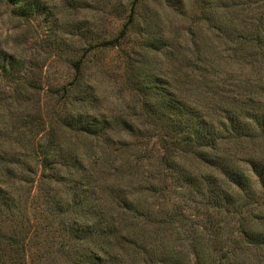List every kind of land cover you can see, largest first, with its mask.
<instances>
[{
	"label": "rangeland",
	"instance_id": "rangeland-1",
	"mask_svg": "<svg viewBox=\"0 0 264 264\" xmlns=\"http://www.w3.org/2000/svg\"><path fill=\"white\" fill-rule=\"evenodd\" d=\"M259 11L264 15V0H0V174H9L4 184L1 176L0 189L6 192L5 201L14 195L15 212L26 208L36 234L28 243L10 246L6 236L13 226V211L1 206L4 261L20 263L18 258L24 255L27 264H80L78 238L88 233L90 241L82 250L92 254L89 264H156L161 256L149 250L151 240L132 256L117 244L126 233L121 203L131 198L133 185L122 176L125 160L117 152L126 149L132 163L137 153L160 154L156 135H163L164 128L158 116L169 113L170 103L203 105L208 89L223 99L213 104L215 110L226 107L231 97L245 101L241 83L250 68L233 54L232 45ZM260 60L255 64L261 68L262 81L249 85L254 86L255 102L264 107V54ZM78 61L76 73L71 63ZM208 112L215 121V111ZM68 116L72 123L65 120ZM25 120L31 123L27 128ZM43 129L59 135L60 152L52 164L61 167V180L42 185L40 191L34 188L33 199L26 202L17 178L27 167L36 169L24 149ZM245 147L222 144L220 150L231 168L248 173ZM254 187L255 201H264V187L256 183ZM75 189L81 190L74 193ZM173 189L168 193L171 203L182 204L190 194L185 188ZM53 196L59 205L75 210L63 215L51 208L56 214L50 213L43 202ZM150 203L155 208L159 202ZM237 206L230 217L205 205L184 210L188 223L203 234L205 255L215 250L220 256L228 249L226 237L241 218ZM244 223L258 229L252 220ZM216 225L221 229L213 234ZM167 234L170 244L178 245L176 234ZM174 249L182 252L178 259L182 264L193 262L186 247ZM255 253L241 237L232 261L264 264V253Z\"/></svg>",
	"mask_w": 264,
	"mask_h": 264
},
{
	"label": "trees",
	"instance_id": "trees-1",
	"mask_svg": "<svg viewBox=\"0 0 264 264\" xmlns=\"http://www.w3.org/2000/svg\"><path fill=\"white\" fill-rule=\"evenodd\" d=\"M257 8L260 6L258 5ZM133 10L134 8L130 17L134 15ZM262 12L259 11L257 18L252 16L248 19L244 31L236 36L232 45L233 54L242 59L243 63L249 65L250 68L247 79L241 83L242 88L246 91L245 101L241 99V95L239 101L233 100V97L229 99L230 101L226 98L224 99L227 100L226 107L215 110L214 105L221 104L223 99L217 98V93L208 89V92L203 94L205 99L203 105L199 104V101L192 103L188 101L182 105L170 103L169 113L163 114L162 117L158 116V120L164 128L163 135H156L159 140L160 154L137 153L138 157L133 156L132 159L137 161L132 163L131 153L126 149H120L117 152L125 160L123 164L126 168L122 176L133 184L129 191L131 198H127L121 203L120 219L126 233L117 243L122 250L128 251L129 256L144 251L143 247L150 244L148 242L151 240L153 246L149 250L159 251L161 256L158 259L155 257L156 264H182L178 260L182 252L174 249L177 247H186V254L193 257V262L188 264H238L232 260L236 256V245L240 242L241 237L250 251L255 250V255L264 253V201L258 202L254 199V194L257 193L254 184L264 187V107L255 102L254 86L249 85L255 81L260 83L263 76L261 68L255 64L256 60H260L264 54V15H261ZM71 64L76 73L80 72L79 61ZM217 99H221L220 103L215 102ZM205 104L212 105L206 106ZM237 104L239 105L238 109H234L233 106ZM208 111H215L216 115H212L215 116V121L207 117ZM65 120L73 122L70 116ZM23 122V127L27 128L29 124L31 125L26 120ZM31 128L33 130L34 127ZM27 130L29 132L30 127ZM44 131L43 129L42 133L39 135L36 133L32 139H28L30 146L24 149L30 152L27 159L32 158L36 163V169L27 167L24 176L17 178V183L22 184L26 202L33 199L31 196L34 188L40 191L42 185L48 182L57 183L61 180V167L56 168L55 164H52V158L60 152L59 135L53 130ZM36 135L37 137H35ZM34 138L37 141H33ZM222 144L234 146H244L245 144L249 155L245 161L249 167L248 173L245 170L239 171L230 167L225 160L227 156L220 150ZM261 147L263 148L261 151H255L256 148ZM258 153L260 155L257 156ZM104 155L103 151V157L106 158ZM62 166L65 167V170L67 169L65 172L70 176L68 179L70 183L71 173H69L68 165L64 163ZM141 169L144 170L141 171ZM219 173L222 174V177ZM1 176L5 177V180L1 181L4 184L6 179H9V174H0V178ZM254 178L257 180H253ZM11 187L16 190L18 186H14L12 183ZM174 187L190 191L182 204L180 202L179 204L171 203L168 198V193L174 191ZM3 189L8 190V187L5 185ZM80 190L75 189L73 192L77 193ZM4 196H6V192L0 189V207L5 205L13 211L11 215L13 226L10 234L6 236L8 244L13 247L28 243L30 238L35 237L36 234L32 232L34 227L30 228V220L25 213L26 208L23 211L17 207L18 211L15 212L17 203L14 195L13 199H7V201ZM197 196H200V200H197ZM240 196L242 197L240 198ZM234 197L236 198L234 199ZM151 201L159 202L154 204L156 209L151 207ZM57 202L59 203L53 196L47 197L46 203L43 202V204H46L45 207L50 213L55 214L54 210L50 211L51 208H55L59 214L63 215L75 210V208L70 209L69 206L65 209ZM167 204H172V207H168ZM235 204H238L237 214L241 218L238 220L237 227H231L233 230L226 237L230 241L228 249L222 251L220 256L215 255L217 254L214 253L215 250H211L205 255L207 251L201 243L203 234L197 232L193 223H188L184 210L189 208V205L195 208L205 205L209 210H217L218 214L224 213L230 217L233 212H236L232 211ZM64 209L65 211H63ZM156 217L158 220H155ZM247 219L252 220L258 229L248 228V224L244 223ZM218 229L221 227L216 225L213 234ZM168 231H173L176 234V237L173 238L179 241L178 245L170 244L171 235L167 234ZM87 234L83 233L78 238L81 250L76 252L79 255L75 254L80 264H89L93 261L92 254L87 255L83 251L86 246L84 243L90 241L91 238V235ZM2 236L0 234V239ZM103 245H105L104 239ZM107 245L110 246L106 243ZM18 259L20 263H15V260L11 258L9 262L4 261L3 254L0 253V264L6 262L8 264H27L24 255Z\"/></svg>",
	"mask_w": 264,
	"mask_h": 264
}]
</instances>
